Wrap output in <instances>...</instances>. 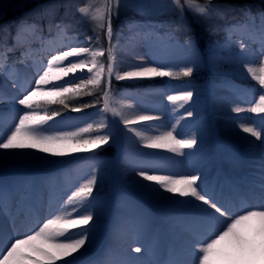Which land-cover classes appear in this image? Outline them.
<instances>
[{"label": "snow or ice", "instance_id": "1", "mask_svg": "<svg viewBox=\"0 0 264 264\" xmlns=\"http://www.w3.org/2000/svg\"><path fill=\"white\" fill-rule=\"evenodd\" d=\"M129 6L125 0H103L100 6L95 3L77 6L72 0H47L33 10L40 13V20H21L16 25L15 33L7 28H0V72L8 74L12 88L16 90L10 99L14 104L22 106L16 109L20 114L13 115L8 126H0V150L7 153L10 150L31 149L33 152L19 151L14 155L21 163L52 164L55 161L50 157L92 152L108 144L110 135L101 134L102 130L108 127L104 120L87 123L86 126L72 131H49V122L54 123L55 118L62 114L61 111L51 110L50 106L61 105L64 109H69V101L92 95L93 90L102 91L101 115L111 112L113 116L120 117L124 127L134 132L144 147L184 155L185 149H193L198 145L196 135L178 138L175 124L170 130L158 135H145L134 126L153 121L157 117L146 114L128 117L123 107L118 109L112 106L113 77L117 81L187 77L192 75L194 67L198 66L203 56V45H198L194 37L188 36L183 41L178 39L177 26L167 25L159 29L153 25L129 23L121 30L122 33L131 34L125 37L129 43L136 42L138 38H159L158 33L163 30L169 47L183 51L188 59L184 67L174 71L167 65H157L143 57H137L135 62L124 66L128 70H121L118 53L122 45L119 44L120 37H117V44L112 43V18L119 15L120 8ZM74 7L82 19H88L94 29L103 32L108 41L107 48L101 45L100 35L95 38L86 36L82 41L76 34L68 35L71 25L63 19H56V12L64 8L67 15ZM160 7L178 10L181 14L187 7L195 15L205 18L216 11V7L211 5V0H204L203 3L200 0H168L167 4ZM4 11L3 0H0V14ZM242 16V20L227 26L226 31L234 33L244 30L253 36H259L261 47L260 57L256 61L245 63L244 53L238 57L246 69V75L256 83V87L251 90L254 102L252 107L247 109L256 114V120L253 123L242 122L239 128L264 144V12L253 14L245 11ZM46 30L54 39H59L61 46L51 49L50 58L34 64L32 67L35 70L31 77L21 81L15 65L25 62L24 58L30 55L32 43L37 38L43 41ZM29 35L32 40L28 39ZM64 41L67 43L64 44ZM74 44L80 46H73ZM210 44L208 51L214 55L217 42ZM240 48L247 51L243 42ZM17 51L20 56L10 59V55ZM105 56L106 63L102 59ZM78 73L80 75H77ZM83 75L88 78H81ZM77 80L79 82H76ZM257 91L260 93L258 98L254 95ZM192 99L191 90H174L173 94L167 95V101L180 108H184ZM90 106L94 105L71 107V111L82 112L84 107ZM184 111L187 117L193 116L191 111ZM233 111L240 114L245 109L236 107ZM35 153H45L46 156ZM259 172V184L252 188L250 193L226 196L202 183V174H182L179 170L144 165L136 174L140 178V187L157 193L163 190L165 193H171L172 199L176 196L185 198L181 203L187 206L197 227L183 245L184 258L167 262L145 261L132 255L147 251L140 246H131L133 243H139V230H133L126 241L127 259L119 261L118 264H264V148ZM96 184L97 176L93 173L71 192L66 201L52 208L42 222L37 220L23 230L15 225L9 230L0 224V264H76L74 254L79 253L90 241L94 231L93 225L98 220V214L94 211L97 205L93 204L94 200H98L94 195ZM98 264L113 262L105 260L99 261Z\"/></svg>", "mask_w": 264, "mask_h": 264}, {"label": "bare ground", "instance_id": "2", "mask_svg": "<svg viewBox=\"0 0 264 264\" xmlns=\"http://www.w3.org/2000/svg\"><path fill=\"white\" fill-rule=\"evenodd\" d=\"M235 1L237 2L229 7V9L233 8L234 13L233 16L228 17L226 21L228 25L234 24V21L242 20V14L245 11L255 14L264 12V7L257 8L255 11L251 6H246L248 4H245L243 0ZM43 2H47V0H3L5 11L0 14V28L4 25L9 14L13 13L15 15L12 18V24H14L12 33H15L16 25L21 20H40L39 12L27 14L22 12L24 8H19L18 5L36 9V6ZM225 2L230 1L226 0ZM56 19H63L71 25L69 36L76 34L82 41L89 33L83 27L85 21L77 17V13L71 12L66 15L65 9L60 8L56 12ZM135 21H137L135 25L141 26L150 25L151 22L143 20V24H141L139 18H136ZM153 22L155 21L153 20ZM77 26H82V28L80 27L79 30ZM45 32V36L49 35L47 30ZM130 35V33L124 32L120 38L122 47L118 53V62L121 65V70H128L124 66L135 62L137 57H143L156 64L171 65L181 64L188 59L183 51L169 47L162 36L159 38L153 36L146 40L138 38L136 42L129 43L125 37ZM228 35L230 36H225L227 41H235L238 47L243 42L247 46V51L239 48L240 52L237 53L226 52V48L217 46L213 55L208 51L211 46L202 47L201 52L205 56L203 63L212 67L231 63L246 72L238 57L244 53L245 63L258 60L261 47L259 36H253L244 30ZM28 39L32 40L33 38L29 35ZM48 39L49 41L45 38L41 41L37 38L29 49L30 55L24 58L25 62L15 65L21 81L31 77L35 70L32 67L34 64L50 58L51 49L61 46L58 38L54 39L49 35ZM63 43L66 44L67 41ZM41 45H44L42 53L38 48ZM73 46L80 45L74 44ZM51 54L55 53L51 52ZM19 56L20 52L17 51L10 55V59H16ZM231 56L234 58L231 59ZM103 59L106 63V56ZM81 78L87 79L88 77L83 75ZM116 83L117 86H121V90L113 99V107L118 109L123 107L125 115L128 117L136 114L157 117L153 121L144 122L134 127L144 132L145 135H158L170 130L175 124L176 132L179 133L178 138H189L196 135L198 145L193 149H185L184 155L146 148L134 132L124 127L120 117L113 116L111 112L101 115V112L96 108L83 109L82 112H74L69 108L67 109L68 114L61 120L54 123L49 122L51 125L49 131L52 132L72 131L86 126L87 123L104 120L108 127L102 130V134L110 135V140L120 151L119 164L116 167L119 168L121 177L126 178L127 183L136 185L138 188L135 195L127 197V200L123 202L116 203L115 206L100 202L99 199L93 201V204L97 205L94 211L98 214V220L93 225L94 231L90 241L79 253L74 254L76 264H98L97 257H101L100 261H111L113 264L126 260L128 247L126 241L133 230H139L140 235L139 243H133L131 246L133 248L140 246L146 248L147 251L132 253V255L139 256L141 260L145 261H161L166 253V246H168L172 251V259H183V245L191 238L197 227L189 209L181 203L185 198L176 196L175 199H172L170 198L172 194L165 193L163 190L157 193L151 189L141 188L140 178L136 174L144 165H151L156 168L179 170L182 174H202V183L216 173H222L225 177L233 176L235 181L244 182L249 187L257 186L260 179V160L264 144L262 141L256 140L255 137H250L249 134L242 132L239 128V124L242 122L253 123L256 120V114L247 111L252 107L254 101L249 105L242 101L243 98L240 99L238 94H234L243 87H238L233 82L227 86V84H221L216 80V83L213 84L215 86L207 89L206 86L198 87L195 89L196 91L191 88L186 89L193 92V99L184 105V108H180L174 107L167 101V95L173 94V91H170L171 88L165 91L143 92L144 90L138 82L123 80ZM182 90L185 89L182 88ZM15 91L8 74L0 72V93H3L0 95V99H10ZM11 103L14 104L13 101ZM14 105L21 107L18 104ZM236 107L245 109V111L237 114L233 111ZM184 109L191 111L193 116L187 117ZM0 116L3 118V121H0V126H8L13 114H1ZM28 150L31 149L10 150L7 153L0 150V189H2L0 191V224L9 230L14 225L23 230L37 220L42 222V219L48 215L52 208L66 201L80 183H83L89 175L93 173L96 175L95 170L102 167L89 162L92 154L79 153L78 156L76 155L78 158L74 160L71 159L73 156L50 157L55 163L41 166L39 169L42 172H38L34 170L38 167L32 166L33 170L26 168L27 163H21L14 155L16 152H28ZM36 154L46 156L45 153ZM48 182L56 183L54 192L47 185ZM55 191L57 192L55 193Z\"/></svg>", "mask_w": 264, "mask_h": 264}, {"label": "rangeland", "instance_id": "3", "mask_svg": "<svg viewBox=\"0 0 264 264\" xmlns=\"http://www.w3.org/2000/svg\"><path fill=\"white\" fill-rule=\"evenodd\" d=\"M226 1V0H225ZM224 0H211V5L216 7V11L213 12V14L210 17H202L195 15L192 11H190L187 7H185L183 14H181L178 10L168 9L164 7H160L161 5H165L168 3V0H125V3L130 5L129 7H122L119 9V15H114L112 18V27H113V39L112 43L117 44L118 40L117 37L123 36L124 33H122V29L125 28V25L129 23L136 24L137 21H135L136 18L140 19V23L143 24V20L147 21L150 20V25L155 26L156 28L163 29L167 25H174L179 28V31L176 33L179 40L183 41V39L187 38L188 36H192L197 41L198 45H203V47H210V42H217V46H223V48H226L225 51H234V52H240V47L236 46V42H230L226 40L225 36L228 35L229 32L226 31V27L229 26L227 24L228 17L233 16L234 13L233 8L229 9V7L236 3L235 0H229L230 2H225ZM235 1V2H234ZM245 4H248L246 6H251L253 9L264 7V0H243ZM201 3L204 2V0H200ZM46 2H43V4ZM72 3L77 6H83L86 3H95L97 6H100L103 3V0H72ZM133 5H144L143 7H134ZM148 5H151V7H148ZM19 8H24L22 12H26L27 14L33 13L34 9H31L29 7H25V5H18ZM37 7V6H36ZM17 8V7H16ZM31 9V10H27ZM71 12L77 13V17L81 18V14L76 10L74 7ZM13 13V12H12ZM35 13V12H34ZM259 13V12H256ZM255 14V13H253ZM15 13L9 14L8 18L5 19L4 25H2L1 28H7L10 32H12L14 29L13 23V17ZM144 18H141V17ZM85 21V24H83V27L88 30V36H92L95 38L96 35L101 36V45L105 48L108 47V41L104 37V34L102 31L94 29V25L88 20V19H82ZM153 20L155 22H153ZM236 23V21H234ZM234 23V24H235ZM233 25V24H230ZM76 27V26H75ZM80 27L77 26V28L80 30ZM84 31V30H82ZM158 36L164 37L163 39L166 40L165 32L161 30L158 33ZM237 39V38H236ZM167 41V40H166ZM119 39V44H120ZM240 48V49H239ZM234 56H231V59H233ZM103 59V58H102ZM104 60V59H103ZM205 60V56L203 55L202 58L199 61L198 66L194 67V71L191 76H178V77H156L152 79H143V80H131L133 82H138L139 85L142 86L143 92L145 91H152V90H161L165 91L168 88H171L170 91L174 90H182V88L190 89L193 91H196V88L205 87L210 88L212 86H215L213 84L216 83V80H220L219 83L226 84L227 82L231 81V78H241L245 79L248 84L250 83L252 89L256 87L255 81H253L248 75H246V72H244L241 68L238 66L236 67L234 64H223L218 67H212L210 65H205L203 62ZM186 62H182L181 64H157V65H167L168 67H171L174 71H178L179 68H182L185 66ZM222 74L220 76L214 74ZM222 76V77H221ZM219 77V78H218ZM117 80L113 77L112 84H111V93L112 98L114 99L121 88L117 86ZM165 83V84H164ZM150 84V85H149ZM166 85V86H164ZM173 88V89H172ZM260 93L257 91L254 93V95L258 98V95ZM241 99V98H240ZM241 101V100H240ZM242 101L247 102V104H252L253 98H246L242 99ZM11 101L7 100H0V105L5 104H12ZM70 108L76 107L80 105H94L90 107H84L83 109H98L103 107V99H102V91L101 90H93L92 95H85L82 97H78L74 101H69ZM14 109L9 113L13 115L20 114L19 112H16V109L21 108L14 104H12ZM51 110H57L61 111V115L68 114V110L64 109L61 105H52L50 106ZM50 114V112H49ZM57 118V117H56ZM102 134V132H101ZM28 152H33V150H28ZM79 153H86L88 155H93L90 157L89 162H93L101 165L102 167H98L96 169V176H97V184L94 191V195L98 197L100 202H105L108 205H113L114 202L122 200H126L127 197L133 196L138 191V188L136 185H132L130 183H127L126 178L124 179L121 177V172L118 166L119 164V156L120 151L117 146H115V143L111 140L108 144L102 145L101 147L93 150L92 152H78L74 153L73 159L76 158V155ZM35 155H37L35 153ZM68 157V156H66ZM70 157V156H69ZM70 161V160H69ZM46 164H39V163H32L28 162L26 165V168H29L33 170L34 168L32 166L38 167L39 169L41 166H45ZM36 169V170H37ZM229 179H235L233 176H228ZM54 192V190H52ZM57 191H55L56 193ZM124 197V199H123Z\"/></svg>", "mask_w": 264, "mask_h": 264}]
</instances>
